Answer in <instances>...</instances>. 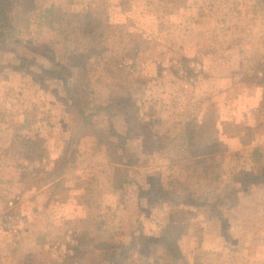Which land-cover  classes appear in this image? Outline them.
Listing matches in <instances>:
<instances>
[{"label": "rangeland", "instance_id": "1", "mask_svg": "<svg viewBox=\"0 0 264 264\" xmlns=\"http://www.w3.org/2000/svg\"><path fill=\"white\" fill-rule=\"evenodd\" d=\"M10 23L0 264H264V0H10ZM46 68L111 106V146Z\"/></svg>", "mask_w": 264, "mask_h": 264}, {"label": "trees", "instance_id": "2", "mask_svg": "<svg viewBox=\"0 0 264 264\" xmlns=\"http://www.w3.org/2000/svg\"><path fill=\"white\" fill-rule=\"evenodd\" d=\"M11 29V23H10V0H0V51L6 50L5 48V41L10 34ZM42 49V48H41ZM34 50L38 53L39 50L34 48ZM41 54V53H40ZM262 69H264V64L262 65ZM45 72L49 75H52L56 77L59 81L62 82L64 89L66 90L67 94H70V99H65L62 103L64 106V110L66 113L70 114L75 122L82 128L84 132H88L89 130L94 133L97 136H100L102 140L107 145H112V143L105 137V135H102L101 129H90L89 120L97 114L99 110H108L111 106L108 105H92L88 102L82 101L80 98L75 97L71 95L70 93V83L68 81V69H60V70H54L46 68ZM260 81L264 83V77L260 78ZM85 90H88L87 87H85ZM84 89H81V92H85ZM110 132L112 134L118 135L113 130L112 126L110 127ZM115 168L113 177L111 179V186L115 190H119L123 188L125 185L130 183V180L128 179L127 174V168L121 167V161L115 162ZM120 171H122V176H119ZM247 176V175H246ZM264 184V180L262 181Z\"/></svg>", "mask_w": 264, "mask_h": 264}]
</instances>
